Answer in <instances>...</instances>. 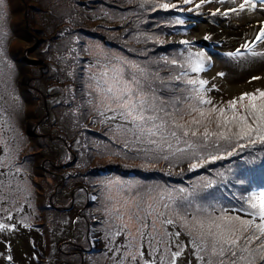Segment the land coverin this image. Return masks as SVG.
Listing matches in <instances>:
<instances>
[{"label": "rangeland", "instance_id": "1", "mask_svg": "<svg viewBox=\"0 0 264 264\" xmlns=\"http://www.w3.org/2000/svg\"><path fill=\"white\" fill-rule=\"evenodd\" d=\"M102 1L116 6L111 8L113 13L97 0H3L0 6V33L4 34L0 41V225L4 226L0 228V264H219L221 257L212 254L210 240L204 251H196L192 243L196 233L190 234L185 222L239 216L252 219L253 228L260 223L258 217H250L241 209L251 211L249 198L264 193L246 192L244 187L248 167L257 162L255 157L261 155L264 143L239 141L245 147H236L229 155L237 144L235 139L209 137L203 141L204 126L189 124L199 114H189L196 99L193 86L186 81H208L205 87L211 91L205 98L212 104L197 105L205 110L213 106L227 109L228 102L242 93L264 90V56L253 57L242 48L246 41L252 45L254 37L227 44L204 39L210 37L211 25L229 31L239 30V24L250 28L252 19H264V5L253 0L257 9L246 6V11L232 12L229 9H239L243 0H211L199 8L195 4L200 0L191 4L173 0L170 4L176 5L174 11L180 14L183 31L161 37L151 31L155 26L150 25L152 19L143 8L157 1L161 5L163 0ZM135 2L139 3L136 7ZM139 20V41L153 37L160 45L170 43L174 53L152 54L151 60L143 52L129 50L133 44L124 43L129 40L125 33L130 21L137 26L134 22ZM185 40L188 45L181 43ZM148 43L139 42L137 49ZM254 48L264 53V44L255 43ZM237 49L238 56L229 55ZM198 60L203 61L204 70L192 72L190 65ZM137 68L143 69V74ZM113 69H123L128 81H140L148 105L157 109L152 114L177 131L182 137L179 144L171 138V149L167 143L158 148L146 140L138 142L119 116L110 119L115 113L108 106L115 108L116 104L105 90ZM103 72L107 77L101 75ZM253 76L261 79L251 80ZM45 79L59 84L49 99L44 92L52 85L46 87ZM46 107L49 118L40 124ZM236 111L243 114L239 103ZM175 124L199 127L197 137H183V129L175 128ZM60 127L66 132H60ZM208 127L209 131L224 130L217 129L214 122ZM78 130H83L86 143H81L83 138L69 143L75 153L66 151L61 162L55 161L58 147L63 149L55 141L63 140L62 134L73 138ZM25 136L30 145H36L29 157L18 154ZM184 140L196 147L187 148ZM259 143L262 148L257 147ZM177 147L184 151L176 152ZM214 156L221 158L212 160ZM48 160L63 170H50ZM192 164L197 167L192 169ZM113 167L117 173L100 175ZM64 175L70 182L57 187L56 180ZM216 186L219 190H214ZM44 190L48 194L45 198ZM86 191L87 203L97 198L90 208ZM47 196L54 197V206H42ZM76 197L81 198L73 202ZM55 206L62 211H48ZM168 220L173 223L168 224ZM89 231L101 242L93 252ZM196 243L201 245L199 239ZM238 245L244 246L243 238ZM247 247L250 252L242 253L245 260L238 259V264H264L260 241L254 240ZM177 252L180 254L173 261Z\"/></svg>", "mask_w": 264, "mask_h": 264}, {"label": "snow or ice", "instance_id": "2", "mask_svg": "<svg viewBox=\"0 0 264 264\" xmlns=\"http://www.w3.org/2000/svg\"><path fill=\"white\" fill-rule=\"evenodd\" d=\"M211 0H200V3L195 4L196 8L201 7L204 3H209ZM223 2V0H218ZM184 4H191L193 0H183ZM259 5H264V0H258ZM3 5V0H0V6ZM247 8L257 9V3H253V0H243V3L239 5V9H229L232 12L246 11ZM161 8L167 10L170 7L175 8L176 5L164 3L160 5ZM219 11V10H217ZM226 14V13H225ZM181 21H177L180 23ZM260 26L255 29L256 35L253 39V44L245 42L242 48L246 52H250L253 57L257 55L264 56V53H257L254 48L255 43L264 44V19L260 22ZM3 33H0V41L3 40ZM204 39H210L209 36H205ZM182 44L188 45V41H181ZM240 54V49L235 52L229 53L230 56L236 57ZM200 55H203L202 53ZM3 56V49L0 48V57ZM175 63V61H173ZM135 67V66H134ZM192 72H202L205 65L202 60H198L190 65ZM141 74L143 69L137 68ZM102 76L107 77V72L101 73ZM223 75V74H219ZM180 79V77H176ZM261 79L259 76H253L251 80ZM107 82V81H106ZM251 82V81H249ZM188 85L193 86L191 91L194 93L193 99H196V103L190 105L191 113L198 112L199 116L193 117L189 121L190 125H203L202 139L207 142L209 137H216L217 140L231 141L235 139L237 144L229 151V155L235 152L236 147L243 148L244 144L239 141L247 140L250 144H255L257 141L264 143V90L257 89L255 92L242 93L237 99H232L228 102V108L211 107L208 110L198 107L197 105H211V99H206L205 94L211 89L206 88L208 81L200 79H188L186 81ZM198 85V87H197ZM215 86H213L214 88ZM115 102L116 107L112 108L108 106V110L115 113L110 119H115L119 116L126 124L129 125L128 131H131L133 137L138 142L147 141L149 144L156 145L158 148L162 144L167 143L168 148H172L170 138L174 139L177 144L182 140V137L178 135L176 130H171L167 127V122L164 121L158 115H154L157 111L156 107L149 106L146 97L143 94V89L140 87V81L138 79L128 81L124 78L123 69H113V75L111 83L105 90ZM247 101V103H245ZM239 103L240 109L243 110V114L236 111ZM216 113L215 121L211 119L213 114ZM207 121V123H206ZM215 123L217 129H224L223 131H209L208 125ZM175 128L183 129V137H197L199 127L196 129L186 128L185 125L175 124ZM233 127L237 131L233 132ZM231 133V135H229ZM158 139H154L157 138ZM187 148L192 149L196 145L187 140L183 141ZM176 152H183L184 149L177 147ZM167 159V157H164ZM221 157H212V160L219 159ZM192 169L197 167V164L191 165ZM183 191V189H181ZM163 199V197H161ZM248 209H241L245 211L250 217H258L260 223L255 224L253 228V220L241 219L239 216L230 217L223 216L215 219L196 220L191 223L185 222V227L189 229V233H196L193 238V247L196 251L202 252L206 248V241H211V251L213 255L221 257L219 264H238L239 260H245V256L242 253L250 252L247 245L251 244L254 240L260 241V248L264 249V193H260L258 197H250L248 201ZM167 207V205H165ZM168 224H172V220L167 221ZM0 225V228H3ZM199 229V231H197ZM249 229L252 232L249 233ZM245 233H249L245 236ZM244 239V246H239L238 242ZM201 241V245L198 246L196 240ZM180 253L177 252L173 255L172 259L175 260L176 256ZM229 255L232 259H229ZM261 258L264 259V252H261ZM9 260L12 258L9 256ZM135 259V257H133ZM251 264V262H249Z\"/></svg>", "mask_w": 264, "mask_h": 264}, {"label": "trees", "instance_id": "3", "mask_svg": "<svg viewBox=\"0 0 264 264\" xmlns=\"http://www.w3.org/2000/svg\"><path fill=\"white\" fill-rule=\"evenodd\" d=\"M172 1L173 0H163L162 4H164V3H169L170 4ZM99 2H101L103 4V6L105 7V9L108 10L109 12H111V13H113L111 8L116 9V6L110 7L109 5H105V3L102 0H97V3H99ZM155 3L156 4L154 6H150V8L149 7L146 8V9L143 8L144 12L148 11V13H149L148 14L149 16H147L148 19H149V17L152 19V22L150 23V25L155 26V28L151 29V31L155 32V33H159V35L161 37L162 36L165 37V35L172 34V33L173 34L182 33L183 25H182L181 22L177 23V21H180L179 20V15L180 14L177 13L176 11H174V8H172V7H170L167 10H165L163 8H159L158 7V5H160V3L158 1L155 2ZM142 4L144 6H148L147 4H144V3H142ZM138 5H139V3L135 2L134 6L136 7ZM117 9H118V11L120 10L122 13H124L123 10L119 6L117 7ZM131 9L133 10V6H132ZM128 14H131V13H128ZM129 23H130V29H128V33L124 32L125 36L126 35L129 36V40L124 41V43H126L129 46H130V44H133V46H130L129 50H132L134 52H135V50H138V52H143V53L146 54L145 58H150L151 60H152V54L153 55H158V56L159 55L168 56V55H171L172 53H174L173 52L174 49H169V46H172V45H170V43H166L165 45H160L159 43H157V42H160V41L155 40L153 37H148L149 39H147V37L146 38H142V40L139 41L140 39L138 38L137 34H138L139 29L142 28V22L140 20L139 21H135L134 24H137V26H133V22L132 21H130ZM133 27H136L135 30H134ZM130 35H131V37H130ZM132 35H133V37H132ZM139 42H143V43L144 42H149V43L145 47L137 49ZM120 46L126 51V49L124 48L123 45H120ZM133 48H135V49L133 50ZM177 48H178V51L181 50L180 46H177ZM59 83H61V81H59ZM44 85L46 87L48 85H52L50 88L45 89V90H47V91L44 92L46 94L45 95L46 99L50 98L51 93L52 92L54 93L55 89H57V88L59 89V84L57 82H54V83L50 84V83L47 82V79H45ZM60 85L62 87L64 86L63 84H60ZM164 88H167V87H164ZM78 91H80V90H78ZM52 106H54V105H52ZM44 111H45L44 117L42 119H40V121H38L40 124H44L45 123L44 120L45 119L48 120V118H49V114H50L49 108L46 107ZM25 118L26 117H24V119ZM86 118H87V116H85L83 119H86ZM56 120L59 121V118H57ZM61 121H63V120H61ZM90 123H94V121L91 120ZM59 129H60V132H66L63 127H60ZM85 132L89 134V131H85ZM82 133H83V130H78L76 132V136L73 137V138H69V139L66 138L68 136V134H64V135L62 134V136L60 135L63 138V140L58 139V141H55V142L57 144L60 143L58 145H60L61 148L63 147L64 150L60 149L58 147V151H57L58 157H57V159L55 161L61 162V158H63L61 156V154L65 153L66 151L71 152L70 151V147L71 146L69 147L68 144L69 143H74V142H77V143L80 142V140H81L80 138H83L81 136ZM50 140H53V138H50ZM84 141L86 143V139L84 140V138H83L81 140V143L83 144ZM22 144L23 145L21 146V149H20L19 152L17 151V148H15V152L16 153H14V155H16L17 152H18V154H20L19 156H21L23 154H25V156H28V157L32 156L30 154V152L34 149V147H36V145H30V140H29V138L27 136H25V140H23ZM257 147L262 148L260 143L257 145ZM262 150L263 151H262L261 155L259 157H255L257 162L253 166L248 167V171H247V174H246V183H245V186H244L246 188V192L247 191H249V192H252V191L264 192V147L262 148ZM74 153L75 152H71V154H74ZM48 161H49L48 164H50V166L52 167V169H50V170H54V171H62L63 170V169H60L61 168L60 164L57 165L52 160H48ZM106 169H108V168H106ZM117 172H118L117 169H115L113 167V169H111V170L108 169L107 171H101L102 174H100V175L103 176V177H110L111 175H113V174H115ZM119 173L121 175H125V174H127V176L130 175V177L132 176L131 178H134L136 176L134 173H130V172L126 173L124 171H119ZM91 174H92V172H91ZM48 175H51V173L48 172ZM90 175H89V177H90ZM54 177H51L50 179L51 180L53 179V181H55L54 179L58 178V177H55V178ZM64 177H65V175L63 176L62 179H61V177H59L60 180H58V181L56 180L55 185L57 187H62L63 185H65L68 182H70V181H68L69 176H66L65 178ZM152 178H153V176H152ZM85 188H86V186H85ZM53 194H54V192H53ZM46 195H48V194L44 190L43 191L44 198L46 197ZM55 196H56V194L54 195V197ZM54 197L49 196V198H48V196H47V200L46 201L43 200V205L42 206H44L45 204H46V206L48 205L50 207H51V205L54 206L53 205L54 204V201H53ZM57 197H55L56 200H57ZM73 198L74 197H72V199ZM80 198L81 197H76V199L73 202H76ZM54 209L55 210H48V209L47 210L48 211H62V209L60 207H56L55 206ZM70 212H72V210Z\"/></svg>", "mask_w": 264, "mask_h": 264}, {"label": "bare ground", "instance_id": "4", "mask_svg": "<svg viewBox=\"0 0 264 264\" xmlns=\"http://www.w3.org/2000/svg\"><path fill=\"white\" fill-rule=\"evenodd\" d=\"M247 17H254V16H247ZM246 19H251V18H246ZM259 19L255 18L252 19L251 22H253V25L250 28H243L242 25L244 24H239L238 27L241 26V28L239 30L236 31H229L224 29L223 27H220V30H218L217 26H209L208 30L210 33V39L212 42H222L223 44H227L231 41L234 40H239V39H248V38H252L256 35L255 29L258 28L260 26V21H257ZM214 190H219V186L214 187ZM93 246L94 248H99L100 247V242L98 241V239H95L93 241Z\"/></svg>", "mask_w": 264, "mask_h": 264}, {"label": "flooded vegetation", "instance_id": "5", "mask_svg": "<svg viewBox=\"0 0 264 264\" xmlns=\"http://www.w3.org/2000/svg\"><path fill=\"white\" fill-rule=\"evenodd\" d=\"M89 205H90V203H88L87 204V206L89 207ZM87 207V208H88ZM72 209V208H71ZM91 233V234H90ZM89 236H92V241H91V245L93 246V241L95 240V239H98V241L100 242V238H99V236L95 233V232H93V231H90L89 232ZM100 246H101V242H100Z\"/></svg>", "mask_w": 264, "mask_h": 264}, {"label": "clouds", "instance_id": "6", "mask_svg": "<svg viewBox=\"0 0 264 264\" xmlns=\"http://www.w3.org/2000/svg\"><path fill=\"white\" fill-rule=\"evenodd\" d=\"M81 188H83V189H85V187H84V185H82V187ZM87 191H86V193H85V200H86V204H88L87 203ZM95 200H97V198H96V196L94 197V200H91V202H90V206L88 207V208H90L96 201ZM90 232V231H89ZM91 234V233H90ZM91 249H93V246H92V248ZM95 249V248H94ZM98 249V248H97Z\"/></svg>", "mask_w": 264, "mask_h": 264}, {"label": "water", "instance_id": "7", "mask_svg": "<svg viewBox=\"0 0 264 264\" xmlns=\"http://www.w3.org/2000/svg\"><path fill=\"white\" fill-rule=\"evenodd\" d=\"M93 250H96V248L94 249V246H93V249H90V252H93Z\"/></svg>", "mask_w": 264, "mask_h": 264}]
</instances>
